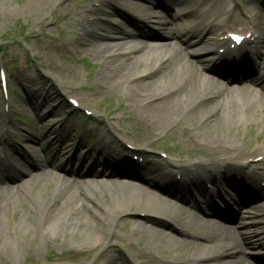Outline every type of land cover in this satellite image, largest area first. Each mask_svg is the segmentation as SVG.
I'll return each mask as SVG.
<instances>
[{
  "label": "bare ground",
  "instance_id": "bare-ground-1",
  "mask_svg": "<svg viewBox=\"0 0 264 264\" xmlns=\"http://www.w3.org/2000/svg\"><path fill=\"white\" fill-rule=\"evenodd\" d=\"M71 1L73 0H43L37 9L38 12L30 15L29 29L44 14H46L42 22L44 25L48 23V15H55L52 22L54 27L61 22L70 27L79 24L83 33L72 39L55 42L51 33H46V38L51 41L52 48L58 52L61 59H64V53H72L79 57L81 46L90 50L94 61L98 63L94 76L98 93L108 94L118 90L122 94L125 105L123 113L109 110L103 117V126L90 128L92 136L97 135L102 141L109 137L113 139V143L119 144V149L107 146L106 149L103 148V156L98 159L92 150L82 155L83 151L75 147L78 142L73 137H62L61 134L45 142L48 135L54 133L52 128L54 126L41 138L35 134L20 138L12 132V129H6L2 135L6 142L0 143V257L7 259L11 251H27L34 243L33 238H28L20 229L9 224L4 229L1 223L7 220L10 223L17 220L21 227L33 222L32 224H36L39 239L53 245L58 239L63 240L73 235L77 228L88 223L106 224L111 227L117 224L115 220L119 218L121 223L116 227L122 231V236L110 231V238L120 242L121 247L126 251H129L130 242L137 239L146 241V245L138 251L142 260H147L146 264H249L243 255L248 256L255 248L263 253L259 255L262 259L259 264H264V209L259 211L261 217L256 222H252L257 223L260 232H248L239 236L229 225L215 222L214 219L201 218L195 212L186 213L184 207L135 200L134 198L143 196L144 192H141V188L126 187L114 181L141 182L150 193L159 196V191L166 192L179 199L183 198L182 200L190 198L192 186L202 187L205 181L215 182L214 179L218 182L215 187L224 188H227L228 181L242 179L247 185H255L256 182L264 184V74L252 79L245 71H237L238 69L221 72L223 77H229V81L239 80V76L254 80L261 93H256L249 86L243 91L240 90L241 92L235 88L223 89L218 87V81L209 77V69L212 70L216 63L224 62L223 59H236L238 57L236 55L243 51L254 57L258 65L264 66V27L261 28L257 22L259 18L261 19V13L251 11L248 25L244 30L246 34L244 36L248 37L247 44L242 50L231 51L228 49L230 43L224 38L218 39L221 36L218 33L228 25L236 27L243 24L235 16V7H228L227 3L234 0L228 2L201 0L202 4L198 8L185 12L186 15L194 18L195 26L191 31H186L185 27L178 24L171 26L169 22H162L159 24L160 34L155 36L147 33L146 26L143 25L145 21L159 19L157 16L159 9L153 8L160 6L169 14L172 3L182 0H164L160 4L151 0H118L120 5L118 7H122L123 10L137 7L138 11L134 18L140 20V25L129 17L123 22L115 19L116 8L108 0H88L89 5L80 2L72 7ZM251 1L247 0L248 3ZM94 3H97V7H93ZM104 7L110 9L106 19L102 17ZM59 11L64 12L59 13ZM87 15H90V18ZM114 32L118 35L113 38L111 33ZM187 36H191L192 39L189 40ZM85 37L93 41H88ZM173 39H178L184 47H176L171 43ZM133 41H140L143 44L142 48L137 49L138 44L132 45ZM197 41L212 46V52L216 48H221L225 52L223 55L216 53L215 63L211 62L214 56L208 63L197 58L190 60L187 58L186 48H195L192 45ZM194 54L197 52L194 51ZM57 66L52 69L60 68L65 72L64 65ZM36 67L42 73L48 68L41 63ZM56 70L52 73H57ZM201 72L204 73L203 77ZM27 73L21 71L17 77L33 79V76ZM31 106L33 107L34 104ZM9 107L11 105H8ZM234 110L246 115H256L260 112L261 117L255 123H244L263 136V141L256 148L244 147L243 151L237 152L235 146L224 141L234 138L232 115ZM129 111L137 115L127 116ZM194 113L195 116H191ZM182 115L192 118V127L199 131L208 129V133L212 136V140L204 145L210 158L202 159L199 164H188L171 159H165L163 162L146 159L147 156L149 157L146 154L150 151L149 148H127V143L135 146L132 135L115 126L116 122L128 120L134 125L143 127L145 133L141 136L142 140H153L156 136L154 131L174 125ZM16 141L22 146L14 145ZM10 147L12 149L7 150ZM233 151L235 153H232ZM109 152L116 153V156L113 157ZM216 152L221 154L216 155ZM258 155L260 158L256 160ZM125 156L141 158L143 164L163 171L171 181L168 183L160 181L157 184L155 181L129 172L125 166L115 164V159ZM29 161L31 167L27 166ZM197 165H201L203 169L196 170L194 167ZM47 166L70 173L80 178L75 180L81 181L54 184L51 191H46L47 187L53 185L52 174L56 175V172L47 169ZM97 166H102V171L96 169ZM7 168L14 173L9 182L5 173ZM43 169L47 170L49 176H46V172H42ZM33 172L36 175L30 181H25L27 175ZM176 174H180L181 178H184L182 181L186 182H175ZM97 177L109 180L107 190L120 192L118 194L122 197L102 198L84 192V180H87L86 178L95 180L94 178ZM6 183L15 185L7 186ZM92 187L91 191L97 189L95 184ZM127 196L134 198L129 199L126 198ZM263 204L261 202L254 208H262ZM242 206V203L237 202L235 204L237 210L232 212L233 208H230L231 215L227 216L215 210L217 208L212 203L207 204V208L225 222H233L235 217L240 215ZM130 207L134 209L132 214L137 220H129L133 223V228L127 230L126 225L129 222L121 218L130 213ZM193 209L196 211L199 207L195 205ZM254 215L258 216L256 213ZM45 228L50 231L48 235L44 233ZM84 233L91 235L90 229H86ZM153 241L172 244L177 242L178 246L180 241H186L188 248L186 253L189 255L181 259L169 258L166 253L156 256L147 246ZM177 243L176 247H178ZM109 261V264H115V261ZM138 263L142 264V262Z\"/></svg>",
  "mask_w": 264,
  "mask_h": 264
},
{
  "label": "rangeland",
  "instance_id": "rangeland-1",
  "mask_svg": "<svg viewBox=\"0 0 264 264\" xmlns=\"http://www.w3.org/2000/svg\"><path fill=\"white\" fill-rule=\"evenodd\" d=\"M42 1L0 0V8H2L0 9V70L4 71L7 81V95H3L0 89V143L6 142L2 136L4 134V128L12 129V132L20 138H27L30 134H35L39 137L43 136L54 126L52 127L54 133L48 135L46 140H52L61 134L62 137H73V139L79 142L81 149H83V154L88 150H92L95 157L99 159L103 156V148L106 149L108 146V148L119 149V144L113 143V139L109 137L102 141L97 135L92 136L93 133L90 131V128L103 126V117L109 110H112L114 113L121 111L123 113L125 105L121 97L122 94L118 90H113L108 94L98 93L97 85L94 83L98 63L94 61L90 50L81 46L79 47V50H81L79 57L72 53H64V59H61L58 52L52 48L51 41L46 38V33H51L55 42L58 40L64 41L72 39L78 34L83 33L79 24L70 27L65 26L61 22L57 27H54L52 22L55 15H48V23L44 25L42 23L46 18V14H44L29 29V24L31 23L30 15L38 12L37 9H39ZM108 1L110 4H114L113 7L116 8L114 17L119 22L124 21L123 19L126 18V14L131 15L133 19L134 15L136 16L138 11L137 7H132L126 11L122 7H118V0ZM228 1L226 0V2ZM80 2L83 5H89L88 0H73L70 5L72 7L78 5ZM200 4H202L201 0H182L180 3L174 5V10L170 18L173 19L172 23L183 27L185 26L188 31L191 30L194 18L182 17L179 14L185 9L198 8ZM227 4L230 8L235 7V16L243 24L236 27L228 25L219 34L229 32L242 33L248 25L251 11L261 13V19L259 18L257 22L261 28L264 27V0H260V2L252 0L250 3L247 0H234ZM94 6L97 7V3H94ZM109 11L108 7H104L102 15L104 19H106L107 12ZM63 12L59 11V13ZM87 16L90 18V15ZM152 22L147 23V28L158 27L157 19ZM111 35L114 38L118 34L114 32ZM85 38L88 41H93L88 37ZM171 43L175 44L176 47H180L176 41ZM203 47L198 48L196 51L201 53L208 49L205 46ZM186 50L188 53L187 58L190 60L197 58L202 59L205 63L209 60V55L201 56L200 54H194L192 48H187ZM39 63L48 66L47 69L43 70V73L36 67ZM57 65H64L65 72L58 68L57 70L54 69L57 73H52L54 72L52 68H57ZM260 67V71H264V66ZM21 71H27V75H32L33 79L17 77ZM200 74L202 77L204 76V73L201 72ZM220 86L223 89L230 88L226 87L227 85L223 81L219 83L218 87ZM147 88L149 89L150 87ZM70 100H75L77 103L74 101L75 105H72L69 102ZM33 104L34 106L32 107L31 105ZM8 105H11V107L8 108ZM12 112L14 120H22L25 123H19L17 121L10 122L9 114ZM129 112L127 116L135 117L137 115L134 112ZM232 115L234 118V138L224 141H228V144L235 146V151L237 152L243 151L244 147L245 149H253L259 146L263 141V136L260 133L258 134L255 129H250L247 126L248 124L245 126L244 123H255L261 117L260 112H257L256 115H246V113L244 114L241 111L234 110ZM191 116H195V113L194 115L191 114ZM192 122V118L182 115L174 125L164 130L154 131L156 136L153 140H142L141 136L145 133L143 127L134 125L128 120H122L121 123L116 122L115 126L117 129L130 133L133 138L132 141L134 142L132 143L138 146L137 148H149L151 152L146 153L149 155L146 159L163 162L164 159L169 158L191 164L195 161L199 162L202 159L210 158L208 155L209 152L205 149L206 147L204 145L212 140L208 129L199 131L192 127ZM36 124L40 125L39 130L36 128ZM14 145L22 146L19 141H16ZM9 149L12 148L10 147L7 150ZM235 151L232 153H235ZM110 154L113 157L116 156V153ZM220 154L216 152V155ZM104 158L108 157L104 156ZM121 159H124L122 161L124 163L128 162L127 156ZM114 162L120 163V160L115 159ZM194 168L196 170L203 169L199 165ZM8 172L12 173L10 171ZM34 176L35 174L28 175L25 181H30ZM51 182L53 185L47 187L46 191H51L54 184L61 183L56 180H51ZM11 185L15 184H8V186ZM83 191L102 198L109 197L116 199L122 197L119 195L98 194L86 189H83ZM254 195L256 198L261 197L260 190L258 194L254 192ZM126 198L132 199L134 197L127 196ZM134 199L138 201H149L150 203H160L144 197ZM227 200L230 203V197ZM129 210L130 213L121 219L127 220L128 222L129 220L136 219L134 214H132L134 209L130 207ZM186 213H189V211H186ZM120 221L119 218L115 220L117 224H120ZM32 223H27L24 227H21L17 220L11 223L8 220L1 223L4 229L8 227V224L16 229H20L28 238H33L34 243L32 248L27 251H11L7 259L0 257V264H109V260L115 261V264L147 263V260H142V257L138 253L146 245V241L137 239L136 241L130 242L129 251H126L121 247L120 242L110 238V231L115 232L118 236H122V231L116 227L117 224L109 227L106 224L91 225L88 223L85 226L77 228L73 235L65 239L62 238L63 240L58 239L51 245L39 239L36 233V224L34 225ZM127 224V230H131L133 223L129 222ZM86 229H90L91 235L84 233ZM44 233L48 235L50 233L49 229L45 228ZM180 242V246H178L177 242L172 244L165 241H153L148 243L147 246L148 250L156 256H161L162 253H166V256L169 258L181 259L183 256H188L189 253H186L188 251L186 241ZM253 242H255V239H253ZM176 243L178 247H176ZM246 260L249 264H255L250 258Z\"/></svg>",
  "mask_w": 264,
  "mask_h": 264
},
{
  "label": "snow or ice",
  "instance_id": "snow-or-ice-1",
  "mask_svg": "<svg viewBox=\"0 0 264 264\" xmlns=\"http://www.w3.org/2000/svg\"><path fill=\"white\" fill-rule=\"evenodd\" d=\"M232 38L235 39V40H237V41H239V40L241 39V38L238 37V36H233Z\"/></svg>",
  "mask_w": 264,
  "mask_h": 264
}]
</instances>
